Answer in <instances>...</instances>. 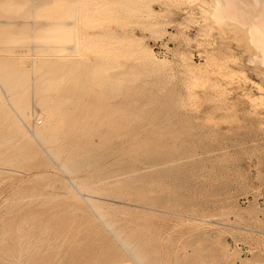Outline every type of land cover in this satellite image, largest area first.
<instances>
[{
	"label": "rangeland",
	"instance_id": "374dc122",
	"mask_svg": "<svg viewBox=\"0 0 264 264\" xmlns=\"http://www.w3.org/2000/svg\"><path fill=\"white\" fill-rule=\"evenodd\" d=\"M75 1L0 0V264L108 263L110 238L126 264H264V31L211 0Z\"/></svg>",
	"mask_w": 264,
	"mask_h": 264
},
{
	"label": "bare ground",
	"instance_id": "6f19581e",
	"mask_svg": "<svg viewBox=\"0 0 264 264\" xmlns=\"http://www.w3.org/2000/svg\"><path fill=\"white\" fill-rule=\"evenodd\" d=\"M41 1H43V0H41ZM48 1V0H47ZM261 1V0H260ZM264 1V0H263ZM75 2H77V0L75 1ZM211 2L213 3V5L215 6V8H216V12L215 13H218V12H221L222 13V15H223V13L225 14V15H229L231 18H233V19H235V21L237 20L238 22H253L254 23V25L256 26V28H259V29H261V30H263L264 31V12H261V11H263V10H259L260 11V14L259 13H257L255 10L256 9H260V2L259 1H257V0H211ZM39 3V2H38ZM42 3V2H41ZM263 3V2H262ZM40 4V3H39ZM43 4V3H42ZM212 5V4H211ZM258 5V6H257ZM262 5V4H261ZM250 6H253V8H255V9H253L252 7H249ZM259 7V8H258ZM263 7H264V5H263ZM249 8V10L248 11H250L249 13H248V11H247V9ZM253 9V10H252ZM263 9V8H262ZM258 11V10H257ZM251 12H254V15L256 16V20H255V16H253V14L251 15L252 17H250V15H248V14H250ZM248 13V14H247ZM257 13V14H256ZM220 14V13H219ZM249 17H248V16ZM220 16V15H219ZM222 17V16H221ZM230 17H228V18H230ZM223 18V17H222ZM225 18V17H224ZM230 18V19H231ZM13 20V19H12ZM232 20V19H231ZM67 21V20H66ZM69 21V20H68ZM2 22V21H1ZM5 22V21H4ZM12 23H13V21H11ZM23 22V21H22ZM10 23V22H9ZM67 23V22H66ZM69 23L70 22H68V25H69ZM247 23H246V25H247ZM3 24V23H2ZM8 24V23H7ZM65 24V23H64ZM240 24H243V23H240ZM14 25V24H13ZM254 26V27H255ZM68 27V26H67ZM26 28V27H25ZM33 28V27H32ZM66 30V29H65ZM28 31V30H27ZM64 31V30H63ZM259 31V30H258ZM263 31H261V33H263ZM66 32V31H65ZM252 32V31H251ZM255 32V31H254ZM68 33V35H69V31L67 32ZM257 33V32H256ZM258 33H260V32H258ZM66 34V33H65ZM264 34V33H263ZM262 34V35H263ZM261 35V34H260ZM261 35V36H262ZM70 36H71V34H70ZM74 36H75V34H74ZM65 37V39H66V37L67 36H64ZM69 37V36H68ZM60 38V37H59ZM259 38H261L260 36H259ZM65 39L63 38L62 40L63 41H65ZM57 40V39H56ZM68 41L70 40V41H72V43L74 44V45H76V43H77V38L76 37H69V39H67ZM261 40V39H260ZM263 40H264V36H263ZM67 41V42H68ZM68 43H70V42H68ZM260 43H263V41L262 42H260ZM264 44V43H263ZM263 44H260V45H263ZM69 45V44H68ZM64 47H69V46H67V44H65L64 45ZM71 47V46H70ZM261 47H263V46H261ZM24 48V47H23ZM26 48V47H25ZM71 49V48H70ZM27 50V49H26ZM29 51H30V48L28 49ZM68 58V57H67ZM51 60V59H50ZM78 59H73L71 62H72V64L75 66V65H77V63L78 62H76ZM37 62H39V60H36ZM79 61V60H78ZM80 62V61H79ZM14 64H12V66H13ZM37 65L38 64H36V67H37ZM11 66V65H10ZM9 66V67H10ZM11 66V68L13 69V67ZM16 66V65H15ZM14 66V67H15ZM78 66V65H77ZM69 67V66H68ZM73 67V66H72ZM76 67V66H75ZM69 68H71V67H69ZM77 69H79L78 67H76ZM73 69H74V67H73ZM73 69H72V71H73ZM68 71V70H67ZM71 72V71H70ZM10 73V72H9ZM13 73V72H12ZM17 73H19L18 71H17ZM16 73V74H17ZM8 74V73H7ZM71 74V73H70ZM69 74V75H70ZM14 75V74H13ZM7 76V75H6ZM82 76V75H81ZM14 79V78H13ZM16 79V78H15ZM81 80V79H80ZM36 83V82H35ZM35 85V84H34ZM35 87H36V85H35ZM34 89V88H33ZM264 89V88H263ZM23 97V96H22ZM20 99L18 100V102L19 101H21V96L19 97ZM18 99V98H17ZM17 103V102H16ZM15 106H14V110H16V113L17 114H15V118H13L14 120H15V122L19 125V124H21L22 122H23V120L24 119H27L28 117H27V115L25 114V112L27 113L28 111H30L31 110V107L29 108V106H26L27 104L23 101V98H22V101L20 102V105L18 104V105H16L15 103H13ZM13 104H12V106H13ZM24 106H23V105ZM19 108H18V107ZM27 107L30 109H28V111H27ZM41 110V109H40ZM10 111V110H9ZM12 111V110H11ZM10 113V112H9ZM28 114V113H27ZM31 114V113H30ZM40 117H39V119H40V121L43 123V119L45 118V114H43V112H41L40 114ZM25 116H26V118H25ZM17 118V119H16ZM38 119V120H39ZM16 120H18V122L16 121ZM9 121V120H8ZM10 123V122H9ZM37 123V122H36ZM23 126V125H22ZM20 127V126H19ZM46 127H49L47 124H46ZM24 128V127H23ZM22 127L20 128V129H23ZM45 128V127H44ZM50 128V127H49ZM18 129V128H17ZM23 133H24V135H23V133H22V135L24 136V138H29V140H30V143L32 144V142L33 141H40L42 144H46V142L47 141H45V138L43 137L44 136V129H43V127H39V126H37V125H34L33 126V131H32V133L30 132V131H28V129L26 130V128H24L23 130ZM27 131L29 132V133H27ZM15 136V135H14ZM26 136V137H25ZM32 141V142H31ZM34 144H35V142H34ZM36 145V144H35ZM44 147H45V145H44ZM35 149H36V147H34ZM38 148V147H37ZM45 150L46 151H49V149H47L46 147H45ZM30 152V151H29ZM80 189H83L81 186H80ZM74 191V190H73ZM75 192H77L76 190L74 191V193ZM73 193V192H72ZM79 192H77V194H78ZM77 194L76 195H74V199L73 200H75V196H76V200H77V197L79 198V196H77ZM72 198H73V196H72ZM75 200V201H76ZM87 200V202L85 203L84 201H81V202H83V203H85V204H88V199H86ZM77 203V202H76ZM89 203H91V202H89ZM93 203V202H92ZM79 205H81V203H79ZM78 204H77V206H79ZM91 205V204H90ZM92 205H94V203L92 204ZM91 205V207H93V209L94 210H97L96 209V207H94V206H92ZM81 207H83V205L81 206ZM86 207V205H84V209H87V208H85ZM89 207V206H88ZM76 208V207H75ZM78 208V207H77ZM77 208H76V211H78L77 210ZM81 209L80 210V208H79V211H82V212H85L84 211V209ZM88 211V210H87ZM93 211V210H92ZM92 211H88L87 212V214L89 213V212H91L90 214L92 215L93 214V212ZM86 213V212H85ZM84 213V214H85ZM98 213V210L96 211V214ZM91 215H88L89 216V218H91L92 216ZM101 215V214H100ZM99 215V216H100ZM91 216V217H90ZM103 216V215H102ZM105 214H104V217H102L103 218V221H104V223L106 224V225H109V222L108 221H106V220H108V219H105ZM100 218H101V216H100ZM106 218H107V216H106ZM88 219V218H87ZM86 219V220H87ZM90 220H94V218H92V219H90ZM100 220V219H99ZM102 220V219H101ZM100 220V221H101ZM91 221V222H92ZM95 221V220H94ZM102 221V222H103ZM89 223H90V221H89ZM104 223H103V225H104ZM94 224H99V221L96 223V221H95V223ZM93 223H92V225H94ZM22 227H23V225H22ZM98 227V226H97ZM19 229V228H18ZM115 238H114V240L115 241H117V242H119V244H121L122 245V247L124 248V249H126L128 252L130 251V252H133V250H130V248H129V245H130V243H129V245H128V242L126 241V239L125 238H123L121 235H119V234H114L113 235ZM109 237V236H108ZM112 237V236H111ZM18 238H20V237H18ZM21 240V239H20ZM107 240V239H106ZM108 240H109V238H108ZM107 240V241H108ZM110 242L107 244V245H112L111 247H110V249L111 248H113L114 247V249H116V251L114 252L115 253V255L112 257L113 258V261H111V262H108V263H106V262H104L103 261V259L105 258L104 256V258L101 260V257H100V255L98 256L99 257V259L101 260V261H103V262H99V261H97L98 260V257H97V260L96 261H94V258H93V260L92 261H94V263L93 264H98V263H105V264H126V259H124L123 258V256L121 255V251L122 250H120V249H122V248H118L117 246H118V244H116V242H115V244H114V241H112V239L110 238V240H109ZM22 242V241H21ZM20 242V243H21ZM104 243H105V241H104ZM21 245V244H20ZM117 245V246H116ZM116 246V247H115ZM19 247H21L20 248V255L19 256H17L18 257V261L20 262V264H21V262L22 261H20L21 259H22V257H23V251L25 250L24 249V247H22V245L21 246H19ZM60 247V246H59ZM23 248V249H22ZM226 248V247H225ZM39 249V250H38ZM37 250L39 251V252H41L43 255H44V253H45V251H42V248H38ZM23 250V251H22ZM61 250V249H60ZM226 250H227V248H226ZM229 251V250H228ZM3 252V251H2ZM7 252V251H6ZM8 253V252H7ZM103 253H105V252H103ZM227 253V252H226ZM225 253V254H226ZM6 254V253H5ZM4 254V255H5ZM99 254V253H98ZM15 255V254H14ZM28 255V254H27ZM2 256V255H1ZM6 256V255H5ZM97 256V255H96ZM7 257V256H6ZM13 257V256H12ZM45 257V259L47 260V261H53V257L51 258L49 255H48V257L46 258V256H44ZM15 258V257H14ZM111 258V259H112ZM11 259V258H10ZM17 259V258H16ZM42 259H44V258H42ZM3 260V259H2ZM106 260V259H105ZM13 261V260H12ZM88 261V260H87ZM110 261V260H109ZM227 261V260H226ZM19 262H18V264H19ZM90 262V261H89ZM230 262V261H229ZM25 263V262H24ZM27 263V262H26ZM51 263V262H50ZM226 263H228V262H226ZM49 264V263H48ZM88 264V263H87ZM242 264H260V263H251L249 260H248V262H244V263H242Z\"/></svg>",
	"mask_w": 264,
	"mask_h": 264
},
{
	"label": "built area",
	"instance_id": "2783aa9c",
	"mask_svg": "<svg viewBox=\"0 0 264 264\" xmlns=\"http://www.w3.org/2000/svg\"><path fill=\"white\" fill-rule=\"evenodd\" d=\"M262 200H263L262 203H264V198Z\"/></svg>",
	"mask_w": 264,
	"mask_h": 264
}]
</instances>
